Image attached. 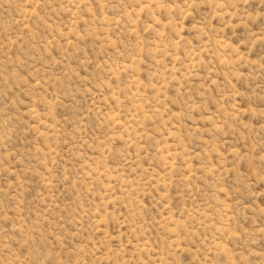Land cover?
<instances>
[{
  "label": "rangeland",
  "instance_id": "rangeland-1",
  "mask_svg": "<svg viewBox=\"0 0 264 264\" xmlns=\"http://www.w3.org/2000/svg\"><path fill=\"white\" fill-rule=\"evenodd\" d=\"M0 264H264V0H0Z\"/></svg>",
  "mask_w": 264,
  "mask_h": 264
}]
</instances>
